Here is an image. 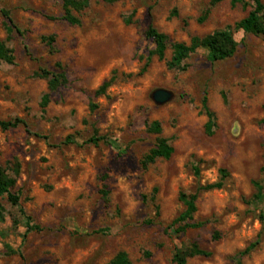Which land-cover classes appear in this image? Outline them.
I'll list each match as a JSON object with an SVG mask.
<instances>
[{"label": "rangeland", "instance_id": "1", "mask_svg": "<svg viewBox=\"0 0 264 264\" xmlns=\"http://www.w3.org/2000/svg\"><path fill=\"white\" fill-rule=\"evenodd\" d=\"M213 3L91 0L72 26L63 0H0V39L2 10L24 34L10 42L15 63L0 68V121L26 123L0 128V164L11 176L19 170L20 198L16 207L2 201L0 264H110L120 252L131 264H176V250L193 246L208 256L187 264H237L256 241L240 262L264 264V202L254 201V183L264 186V37L235 28L250 7ZM150 25L167 36L168 50L144 70L155 49ZM226 28L238 43L232 58L210 62L200 48L186 70L168 67L173 44ZM58 64L68 83L44 113L48 84L36 73ZM204 97L215 115L212 135ZM152 122L174 148L169 160L147 162L158 138ZM94 134L114 145L86 144ZM219 182L220 190L198 196L193 222L203 227L174 233L185 209L180 194ZM28 218L40 229L30 231Z\"/></svg>", "mask_w": 264, "mask_h": 264}, {"label": "trees", "instance_id": "2", "mask_svg": "<svg viewBox=\"0 0 264 264\" xmlns=\"http://www.w3.org/2000/svg\"><path fill=\"white\" fill-rule=\"evenodd\" d=\"M107 3H114L119 0H104ZM223 0H214L213 4L220 3ZM91 0H63L64 9V21L72 26H79L81 24L80 20L75 16V12L81 13L89 5ZM233 5L242 3L246 7H250L248 15L238 22L235 28L239 31H243L245 34H251L259 37H264V3L262 0H231ZM1 15L4 18V26L7 38L5 40L0 39V68L3 64L13 65L16 61L15 51L10 46V42L13 40L15 35L23 36V31L20 30L15 22L13 21L10 12L7 10H2ZM201 22L204 19L200 20ZM146 36L148 39L152 40L155 49L150 54L147 59L146 66L147 69L151 63L152 57H157L159 61H164L166 59V52L168 50V38L165 34L159 32L153 25H150L146 31ZM53 39H50L48 44L52 47ZM172 57L168 62V67L173 70H186L187 66L185 62L197 52L198 49L204 48L207 50V58L210 62L225 61L232 58L237 51L238 43L234 39L233 32L231 28H226L223 30H218L210 35L204 37H194L191 39L189 44L185 43H175L172 45ZM58 69L55 71H50L47 69H40L36 73V77L44 79L48 84V92L42 97L41 107L45 113L49 104L51 103L52 94L56 93L61 87H64L67 83L66 74L60 64H58ZM113 80L105 82L97 91L96 96L104 95L107 89L112 85ZM94 108V106H92ZM203 109L205 115L208 119L206 123V132L209 135L213 134L215 127V115L210 110L208 106V99L204 97L203 99ZM26 126V123L21 119H15L14 121L2 122L0 121V128L4 131L10 129H16L19 126ZM149 131L158 135L156 145L151 151L150 155L147 157V162L154 163L156 160L164 159L169 160L174 154V148L170 145L169 141L161 137L162 129L158 122H152L149 125ZM70 138H68L69 142ZM99 143H104L108 145H114L107 137H99L94 134L91 138L86 141V144L97 146ZM19 175V170H13V176L8 173V170L0 164V221L5 218V210L2 205L3 200H7L12 206H19L20 198L13 191L16 183L17 177ZM196 175H199L198 170H196ZM256 194L254 195L255 203L264 202V186L260 182L254 183ZM223 187V183L219 182L210 185H200L195 194H180V201L184 205V212L175 221V225H178V229L174 233L178 234L186 231L187 229H198L203 227V223H195L194 215L197 212V200L200 193L210 192L214 190H220ZM31 219L28 218L27 227L30 231L39 230L38 226L30 225ZM258 241L252 243L244 252L240 253L237 258V264H241L240 260L243 256L249 254L257 245ZM195 256H208V254L198 247L193 246L191 249L183 251L176 250L173 261L176 264H187V259L189 257ZM110 264H131L128 255L124 252L118 253Z\"/></svg>", "mask_w": 264, "mask_h": 264}, {"label": "water", "instance_id": "3", "mask_svg": "<svg viewBox=\"0 0 264 264\" xmlns=\"http://www.w3.org/2000/svg\"><path fill=\"white\" fill-rule=\"evenodd\" d=\"M168 99V95L165 92L158 93L157 101L160 103L165 102Z\"/></svg>", "mask_w": 264, "mask_h": 264}]
</instances>
